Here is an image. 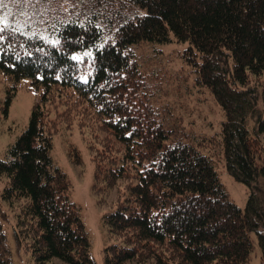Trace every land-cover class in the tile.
Returning a JSON list of instances; mask_svg holds the SVG:
<instances>
[{
	"label": "trees",
	"instance_id": "16d2710c",
	"mask_svg": "<svg viewBox=\"0 0 264 264\" xmlns=\"http://www.w3.org/2000/svg\"><path fill=\"white\" fill-rule=\"evenodd\" d=\"M12 2L0 0V17H19ZM69 8H51L37 28L0 24V73L15 88L30 80L43 90L0 160L1 199L17 210L34 263L97 264L72 184L52 158L58 124L46 102L65 91L111 135L92 157L93 191L118 194L103 218L115 240L105 264H248L253 234L264 258V0H79ZM174 42L187 46L195 82L224 112L219 146L228 174L249 189L244 210L202 150L212 141L169 126L151 102L134 49ZM0 264H13L1 220Z\"/></svg>",
	"mask_w": 264,
	"mask_h": 264
},
{
	"label": "rangeland",
	"instance_id": "374dc122",
	"mask_svg": "<svg viewBox=\"0 0 264 264\" xmlns=\"http://www.w3.org/2000/svg\"><path fill=\"white\" fill-rule=\"evenodd\" d=\"M78 1L13 0L10 6L12 13L19 17L15 18L5 12L0 17V24H15L24 30L28 26L23 24L29 22L30 28H37L36 25L43 23L56 7L62 6L66 10L71 7L76 11ZM186 49L185 44L175 42L167 45L143 43L134 51L140 73L145 77L146 90L153 97L152 104L169 126L181 128L179 130L204 143L212 141V144H204L202 150L213 158L231 200L244 210L249 199V189L228 174L222 147L219 146L218 136L225 119L224 112L211 92L201 89L195 82L197 74L183 57ZM42 92V89L33 88L30 80H22L15 88L14 83L0 73V160L6 159L8 149L29 126L33 108ZM9 97L11 101L7 104ZM46 107L51 118L58 124L53 137V161L72 184L71 199L82 209L92 256L97 264H105L104 250L115 240L110 237L103 218L117 203L118 194L113 192L97 196L93 191L95 164L92 157L102 147L98 146L111 135L101 126L92 110L78 103L75 93L71 91L53 94L46 102ZM63 115L70 116L68 121L72 123H59ZM78 159L80 165L75 164ZM3 188L4 182L0 179V220L8 236L12 262L35 264L28 243L19 238L17 210L1 199ZM252 240L254 249L248 264H264L259 239L253 234ZM50 264L64 263L53 260Z\"/></svg>",
	"mask_w": 264,
	"mask_h": 264
}]
</instances>
